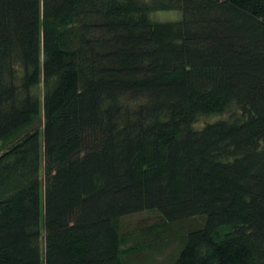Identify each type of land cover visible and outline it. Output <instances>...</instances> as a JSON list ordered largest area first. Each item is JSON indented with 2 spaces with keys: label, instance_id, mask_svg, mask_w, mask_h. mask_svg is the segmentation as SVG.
<instances>
[{
  "label": "trees",
  "instance_id": "trees-1",
  "mask_svg": "<svg viewBox=\"0 0 264 264\" xmlns=\"http://www.w3.org/2000/svg\"><path fill=\"white\" fill-rule=\"evenodd\" d=\"M16 135L0 264H126L148 210L204 218L173 264H264V0H0Z\"/></svg>",
  "mask_w": 264,
  "mask_h": 264
},
{
  "label": "rangeland",
  "instance_id": "rangeland-1",
  "mask_svg": "<svg viewBox=\"0 0 264 264\" xmlns=\"http://www.w3.org/2000/svg\"><path fill=\"white\" fill-rule=\"evenodd\" d=\"M161 17L175 21L180 17V12L162 13ZM217 119L219 116L207 117L203 122ZM35 127L36 125L28 127L20 133L32 131ZM17 136L1 141L0 152ZM203 224V217L171 223L155 210L123 216L117 221L122 241V259L126 264H173L185 245L189 231L200 228Z\"/></svg>",
  "mask_w": 264,
  "mask_h": 264
}]
</instances>
